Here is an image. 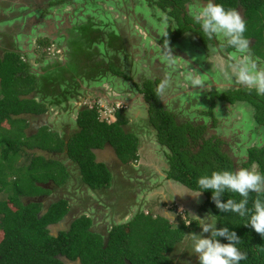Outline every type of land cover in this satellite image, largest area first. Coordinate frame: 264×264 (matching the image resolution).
I'll return each instance as SVG.
<instances>
[{
  "label": "trees",
  "instance_id": "1",
  "mask_svg": "<svg viewBox=\"0 0 264 264\" xmlns=\"http://www.w3.org/2000/svg\"><path fill=\"white\" fill-rule=\"evenodd\" d=\"M147 1L175 20L173 32L162 37L161 42H174L184 32L193 31L199 34L203 45L208 42L219 44L216 39L209 40L204 36L199 24L192 25V20L186 14V4L189 0ZM215 2L223 4L225 8L236 10L242 8L247 24L244 35L252 40L253 51L257 50L256 54L264 58V54L258 52L259 46H262V43L264 45V0H215ZM110 27L109 23L100 24L94 19L77 25L76 32H72V37L67 42L68 50L64 52L67 60L61 61L57 58L51 62V66L48 65L45 69L46 74L40 77V86L37 75L31 70V65L23 62L18 53L7 52L0 60L2 92L0 128L5 132L0 133V145L10 141L12 144L11 149L4 147L1 152L0 192L7 193V198L17 205L14 216L3 214L0 222L2 231L0 264H66L61 256L69 261L79 258L82 264H126V262L169 264L173 259L171 254L174 253L177 244L183 240L184 234L195 233L200 229L198 223L193 222L189 216L193 215V212L187 211L190 225L187 226L183 220L175 229L170 225H160L150 213H138L128 224V232L122 225H115L105 238L101 233L92 230V220L82 214L72 219L55 235L51 233V226H55L63 221L65 216H69L71 208L68 200L59 198L46 206L44 200L27 202L21 200L22 197L46 196L52 188L50 191L41 186L42 184L50 181L54 188H60L69 178L66 165L64 166L61 160V162L55 160L56 157L51 161L43 157L40 165L30 162L25 173L17 171L16 160L11 154L22 150V146L24 149L36 148L57 154L66 150L67 158L78 168L80 179L91 189L108 186L111 180L110 171L106 166L95 161L94 148L108 142L115 147L123 164L134 163L137 160L138 140L135 135L125 130L124 126L128 120L121 107L114 111L116 119L110 123L100 120L96 105L92 108L82 107L77 113L78 129L67 139L59 138L54 132H51L50 137V131L45 127L35 134H27L25 131L28 126L27 120L21 116V114L40 115L47 111L46 105L32 96L38 87L40 91L45 92L51 86L52 98L53 94L61 95L60 92L64 94L63 91L69 90L68 88L78 89L80 82L77 78L86 77V71L90 76L96 74L97 77L108 78L109 74L116 81L130 80L131 77L122 70V59L124 60L126 52L131 48L127 44V39L130 40V37L111 30ZM54 42L58 49L62 46L60 42ZM99 45L105 46L107 51L103 55V61L113 58L116 62H103L101 67L95 64L86 65V61L99 55L97 51ZM225 50L233 49L225 47ZM162 79L163 74L155 78H145L141 84H135V91L142 95L150 128L156 131L160 145L167 149L170 178L193 191L197 188L198 177L216 170H237L255 165L258 171L264 174V144L250 146L245 162L241 167L237 166L224 152L220 138L215 135L207 136L203 125L190 122L178 123L175 113L162 104ZM210 95L212 102L208 110L202 112L211 118H213L212 109L215 100L230 104L243 101L253 107L256 123L264 125V96H258L254 90L250 91L247 87L240 86L221 93L211 92ZM55 163L60 169H55ZM11 174L16 175L15 179H10ZM202 194L204 201L200 210L208 207V212L219 216L218 228L228 226L241 238L239 247L241 251L247 253V259L242 260L240 264H264V238L250 226H245L247 217L241 218L235 213L220 212L211 199V192L205 191ZM255 198L256 194L250 192L249 208ZM227 199L238 201L241 198L238 194L226 192L222 200L226 202ZM192 209L195 210L194 207ZM219 239L222 243H227L225 238Z\"/></svg>",
  "mask_w": 264,
  "mask_h": 264
},
{
  "label": "rangeland",
  "instance_id": "2",
  "mask_svg": "<svg viewBox=\"0 0 264 264\" xmlns=\"http://www.w3.org/2000/svg\"><path fill=\"white\" fill-rule=\"evenodd\" d=\"M100 3V7L105 9V11L100 12L98 14H95V11L93 12H87L89 15L92 16H99L101 19H110L108 20L110 23L111 30H115L118 33L127 35L130 37V40L127 39V44L130 46V51L126 52V55L124 57V60L122 59V70L125 72L126 75L130 76V80H120V82H115L116 79H114L112 76L108 74V78L102 77L105 81L102 82H95L91 84L90 86H83L85 88V91L82 90L79 93V99L77 97V100H72L69 102V97H74L77 94L78 89L72 90L71 88H68L69 90L63 91L61 95L60 94H53V97L51 98V104H57L59 101V107L64 106V103L68 105V107H65L64 110L75 112L79 107L81 106H88L89 108L94 107L95 105L99 109V118H102L105 121L112 120L111 114L114 113V111L111 113L109 112L110 109L115 110L116 105H120L119 107H123V102L120 99L126 100L127 98L134 97V91L135 83L138 82L140 79H143L144 77H157L159 74H163L164 76V84H163V90H164V96L166 97V102L168 105V108L171 109L173 106L176 111L180 109L178 103H181L183 100L184 102H187L188 100H192V96L194 95V89H206V88H217L215 91L218 93L227 91V88L225 90L222 89V85H217L219 82V79H226V81L231 82H237L235 74L232 71L231 68V60L229 58V53L232 51H226L225 47H222V41H218L219 44L215 45V43L208 42L206 45L202 44V41L200 39L199 34H196L193 31H187L184 32L183 35H181L179 38H177L174 42L168 43V42H161V37L171 34L173 32V27L175 25V20L167 15L165 12H162L158 10L155 6H151L148 3L145 4V2L142 0H130V3L128 5L126 4L128 0H110L111 5H117L116 7L118 11L121 13H115L114 15L111 12L112 6L108 5L106 1L100 2L98 0H91V3L97 7V3ZM138 2H141V4H138ZM206 3V1H203ZM78 3L80 6H83L80 2H74ZM104 3V4H102ZM138 4V5H136ZM140 5V6H139ZM72 5L64 6L62 3L58 6L51 7L50 10H48V13L50 14L51 24H60L64 23V21H68L69 23L75 22V7H71ZM199 0H189V2L186 4V14L187 17L192 20V25H195V16L199 13L200 10ZM84 7H88L83 6ZM81 7H77L79 9ZM93 8V7H92ZM107 9V10H106ZM239 13L241 14L242 18L243 11L242 8L239 7L237 9ZM132 14V15H131ZM82 15H86L83 13ZM120 15V17H119ZM49 17V15H47ZM80 19V18H79ZM86 23L88 22V19H85ZM52 31V28H51ZM49 33L43 32L38 33L37 35L34 34V37H28V43H31L29 45L30 51L25 50L24 52V59L23 61L26 63L27 61L30 63L31 66H34L36 69H41L45 72L48 65L51 66V63H43L42 60L44 59H51V58H58L62 59V61L67 60V56H65L64 52H66L68 49L66 45H63L62 48L60 47L59 50L57 49L55 45V40L53 36L51 38H48ZM52 39V40H51ZM55 39V40H53ZM47 41V43H43ZM52 42V43H51ZM43 43V44H42ZM252 40H250V48H251ZM26 46V45H25ZM27 51V52H26ZM33 51L34 53H32ZM97 51H99V55L93 58L92 60H88L85 62L86 65L95 64L101 67L104 63L107 62H116L113 58H108L107 60L103 61V55L107 53L105 50V46L99 45L97 47ZM257 50L253 51L251 48V55L253 58H259V61L261 63H264V58L259 57L256 53ZM261 52L264 54V45L262 43V46H259L258 52ZM255 54H254V53ZM28 53V55H26ZM36 58H39L38 63L34 61ZM111 59L112 61H109ZM262 60V61H261ZM45 62V61H44ZM198 64V69H195ZM197 72L199 73L200 78L204 81L203 86H197L194 87L190 84L189 81L186 80V75L189 73H192L193 75H197ZM99 74V73H98ZM182 74V75H181ZM89 75V76H88ZM43 75H38V84L40 86L41 81L40 77ZM86 77H78L80 84L83 83V81H88L90 79H94V77L97 78L96 74H93V76H90L88 74V71L85 72ZM112 77V78H111ZM231 77V78H229ZM101 78V77H98ZM182 79L184 80V85L186 86H180V82H182ZM229 79V80H228ZM239 84H236L237 87ZM213 86V87H212ZM216 86V87H215ZM65 87V86H64ZM185 87V88H184ZM40 87L35 91L33 94H38L41 96L47 95L51 97V86L48 87V91L45 92L39 90ZM66 88V87H65ZM122 89V90H121ZM124 90L131 89L134 93L131 94H125L123 93ZM230 89V88H228ZM99 90H102L106 96V99H104V102H95L93 100H96V95L100 96ZM118 91V92H117ZM213 91V90H212ZM83 92V93H82ZM133 94V95H132ZM205 94V92H204ZM129 95V96H128ZM203 95V94H198ZM103 96V94H102ZM194 97V96H193ZM1 98V95H0ZM76 98V97H75ZM40 99V97H39ZM47 100V99H45ZM113 100L111 103L109 101ZM69 103H68V102ZM121 101V102H120ZM127 101V100H126ZM178 101V103L176 102ZM64 102V103H63ZM138 103V100L137 102ZM239 107L236 108H229V110L233 113V120L240 119V111H242V114L245 115V119H240L244 125H248L251 123L252 119H254V109L248 102H241L238 103ZM72 105V106H71ZM177 105V106H176ZM237 105V104H236ZM114 108V109H113ZM57 109V107L55 108ZM187 109V110H191ZM194 109L198 110L197 107H194ZM226 109V108H225ZM224 108H220L217 111H213L216 113V117L221 119V123H228L230 121L228 119L229 113L228 110H225ZM215 110V109H214ZM239 110V113H238ZM66 112V111H64ZM190 113V111H187ZM50 112L47 111V114ZM250 113V115H249ZM46 114V113H44ZM199 114V113H198ZM206 115V114H205ZM44 116V115H43ZM204 116V115H203ZM208 116V115H207ZM46 118H43L45 120L42 121H36L32 125H30L29 130H27L28 134L34 133L35 129H37L40 126H44L45 128L50 129V137H51V128H54L56 131H60L63 134H67L69 132L68 124L65 122V119H62L60 121L58 120H48L47 116H44ZM236 118V119H235ZM38 120V119H37ZM239 121V120H238ZM44 124L42 125L41 123ZM54 123V124H53ZM57 124V125H56ZM241 129V124L239 123ZM52 126V127H51ZM227 126V125H226ZM232 126V124H231ZM224 127V126H223ZM47 129V130H48ZM41 130V127L40 129ZM226 130V129H225ZM235 131V130H234ZM42 131H40L41 133ZM0 133H5L3 128H0ZM227 133V131L225 132ZM233 136H235L234 143L237 142L236 146V152L235 154L238 156L236 158L239 159V161L245 162L247 158V150L248 148H245L244 151H239L240 146L242 147V150L244 149V145L247 144V141L251 142L253 141L256 146H259L261 144L262 138H264V126H262L258 133H253L251 135L247 134V130L243 129L240 132H238L237 136L233 132ZM40 142L41 140H37ZM263 142V141H262ZM2 146V148H1ZM4 147H7L9 149L12 148L11 141L10 142H4L2 145H0V159H1V152ZM47 152V151H46ZM244 152L246 153L245 155ZM36 154V155H35ZM14 155L15 162V168L18 171H21L22 173H25L27 166L30 162L35 163L36 165H40L43 157H46L47 160L55 159L54 157H51V153H45V154H37V152L34 149H24V146H22V150H18L17 153L11 154V156ZM55 160L60 161L64 166V162H68L69 159L65 157V155H56ZM66 160V161H65ZM1 163V160H0ZM5 164V162H3ZM240 164V167H241ZM56 170L60 169V166L55 163L54 165ZM66 167V166H65ZM252 167V166H251ZM250 167V168H251ZM5 168L7 170V166L5 165ZM10 169V168H9ZM68 169V168H67ZM258 170V169H257ZM132 171H129L128 173L131 175ZM18 174V172H17ZM10 179H15L16 175L11 174ZM133 176V175H132ZM26 178V177H24ZM127 178V177H126ZM132 178H130L131 180ZM135 179V175H134ZM133 180V179H132ZM136 181V180H135ZM50 181H47V183ZM155 185V184H154ZM152 185V187L154 186ZM44 186H47L51 188L54 186L52 183L46 184ZM161 187V186H160ZM168 185L166 182L164 183V188L166 189ZM11 188V187H10ZM56 189V188H53ZM52 189V190H53ZM66 188L64 189L63 186L59 188V193H56V197L53 196V194L46 195V197H22L21 199L24 200V202L30 201V200H46L48 202V199L57 200L58 196H64V193ZM152 193H155L157 189L151 188ZM169 190V187H168ZM60 197V196H59ZM65 197V196H64ZM196 203L194 205L195 210L193 211V215H197L200 217H205L208 213V207L204 210H200V207L203 205L204 198L203 196L195 197ZM137 205L136 207L140 205L139 203L142 202L137 199ZM195 201V200H194ZM47 203H45L46 205ZM178 208H184V205H177ZM199 207V208H198ZM143 208V207H141ZM76 209V208H75ZM17 210V205L10 201L7 198V193L0 192V222L2 219L3 214H7L9 216H14L15 212ZM146 210V209H145ZM150 209L144 211L145 214L148 213ZM136 211V210H135ZM140 211V210H137ZM153 212V209H152ZM181 217H183L186 222V225H190V220L187 218V214H184V210H181L180 213ZM74 213L71 212V214ZM70 214V215H71ZM152 216V215H151ZM180 217V216H179ZM61 229H64L67 225L64 224ZM201 232V229L196 230L195 233L199 234ZM2 236V231L0 229V239ZM186 245L184 243V238L177 244V248L175 249L174 253L171 254L174 260V264H199L197 257L190 253V251L185 250Z\"/></svg>",
  "mask_w": 264,
  "mask_h": 264
},
{
  "label": "crops",
  "instance_id": "3",
  "mask_svg": "<svg viewBox=\"0 0 264 264\" xmlns=\"http://www.w3.org/2000/svg\"><path fill=\"white\" fill-rule=\"evenodd\" d=\"M98 1L100 2L106 1L108 5L112 6L110 7L111 8L110 10L113 15L115 13L121 15V13L116 8L118 6L111 5L109 2L110 0H98ZM143 1L145 2V4L148 3L149 5H151V3H149L147 0H143ZM203 1L205 0H199V5L204 4ZM128 3H130V0H128L126 4L128 5ZM138 4H141V2H138ZM100 8H101L99 10L100 12L105 11L102 7ZM85 17L88 20L94 19L96 22H100V24L110 23L108 21L110 19L107 20L101 19L99 16L97 17L96 15L89 17L85 16ZM12 51L18 53L21 60L23 61L24 53H21L20 51L17 50H12V49L10 50L9 48L6 47L4 49L0 47V60L4 58L5 53ZM34 61H36V63L40 62L39 58H36ZM34 66H31V69H33L32 72L35 73L37 76L45 74L44 71H42L41 69H36L34 68ZM193 67H196L195 69H198V64L197 66H193ZM199 73L201 72H197V74ZM148 77L149 76L144 77L143 79H140L138 82H134V83L141 84L142 80ZM102 81L105 80L98 77L97 78L95 77L94 79H90L88 81H83V83L79 84V89L77 91V94L72 98L69 97V102L72 100H77V97L79 99V93H81L80 91L81 90L83 92L85 91V88L83 87L84 85L90 86L95 82H102ZM164 81L165 80H163L161 84L162 104L167 109H169L166 102V97L164 96V90H163ZM115 82H120V81L115 80ZM219 82L221 83L219 84L216 82L215 84H217L218 86L222 85L219 87H222L223 90H225V88L227 89L237 88L236 84H239L238 82L226 81V79L224 78L219 79ZM180 86L182 87L186 86L184 85L183 79L182 82H180ZM238 86L240 87L242 85L239 84ZM215 89L217 90V88H209V89L201 88L197 90L194 89V93H193L194 97L192 96L193 98L192 100H188L187 102L184 103L183 100L181 103H178V101H176L179 105L176 106L179 107L180 109L176 111V109L173 108L175 106H173L169 110L175 113L178 123L190 122L193 124L203 125L206 129L207 136L209 137L212 135L218 136L222 142L221 146L224 152H226L229 155V157L234 161V163L237 164V166L239 165L240 167L242 161H239V159L236 158L238 157L235 154L236 152L235 145L237 144V142L236 143L233 142L235 139V136H233V132L237 136L238 132L241 133L243 129H246L247 134L251 135L253 133H258L260 128L264 125H258L255 119H252L251 123H249L247 126L244 125L243 122L240 120L242 118L245 119V115L242 114V111H240V119L235 118L236 120H233V113L229 110V108L239 107L238 103L241 104V102L243 101H237L234 104H230L225 101L215 100V104L213 106L212 112L217 111L220 108H224V109L226 108L229 113L228 119L230 120L228 121V123H223V122L221 123V119L216 117V113L214 112H213V118H211L209 115L207 116V114L205 115L202 111L208 110L212 102V97L210 93L217 92L215 91ZM133 91L131 89L128 90L123 89V93L125 94H131L135 92L134 95L132 94L134 97H131V99L127 98L126 99L127 101L124 99H120V100L123 102L124 105L122 107L123 113L127 116V120H128L126 126H124L125 130L128 133L135 135L138 140L137 160L134 163L131 162L126 165L123 164L118 157L115 147L108 142L104 143L102 146H99L98 148H94L93 153L95 156V161L104 164L106 168L110 171V175H111L110 184L108 186L99 187L97 189H91L86 183H84L80 179L81 175L79 174L78 168L73 161L69 159L68 162H64V164L68 168L69 178L66 184L63 185L64 189L66 188L64 192L65 194L64 193L63 194L65 198H67L68 203L70 205L71 208L70 214L71 212L74 211V213H72L69 216L70 218L67 219L68 222L66 223V225L75 217L85 214L92 220V225H91L92 230L101 233L102 236L106 238L110 229L115 225H122L124 230L128 232L129 230L128 224L130 223V221L134 219L135 215L138 213L145 214L144 211L148 209L150 210L147 212L152 215V218L157 223H159L162 226L170 225L172 229L179 227L184 219L182 212L180 213L181 210H184L185 215L187 214V211L188 212L194 211V209L192 208L196 206L194 205L196 203V198L185 194L186 191H192V190H189L183 184L169 177L168 171L170 170V163L168 159L167 149L164 146L160 145L157 139L156 131L153 128H150L147 122L145 104L142 101V95L137 93V91L134 92ZM97 93H100V96L96 95L95 96L96 100L93 101L100 103L104 102V99H106L104 92L102 90H99V92ZM198 94H203V95H198ZM0 95L2 98L1 88H0ZM32 96L37 101L43 102L47 107V111H49L50 113L47 114L46 111L45 112L46 114H40V115L21 114L22 118H25L27 120L26 122L28 126L25 129L26 132L27 130H29L30 125L35 123V120L39 122L45 120L43 119L46 118L44 116H47L48 120L54 119L60 121L62 119H65V122L68 124L69 127V132H67V134H63L60 131L58 132L57 130L55 131L54 128H51V132L57 133V135L61 139L70 138L77 131L78 129L76 122L77 113L84 106H81L77 110H75V112H72L73 109L72 107H71V111H68L70 108L64 110L65 107H68V105L65 104L64 102H63L64 106L62 107H59V104H61L59 103V101L57 102V104H51L50 106L51 97L47 95L42 96V98L38 94L37 95L33 94ZM137 100L138 103H136ZM112 101L113 100L109 101V103H111ZM56 107L57 109H55ZM194 107H197L198 110L194 109ZM190 108L192 109L187 110ZM187 111H190V113H188ZM111 117L112 120H109L107 122L110 123L115 121L116 118L114 114H111ZM100 120L103 119L100 118ZM239 123L241 124V129H239L240 127ZM41 124L43 125L44 122ZM40 127L42 128L44 126H40ZM40 127L35 129L34 133L32 134H35L40 129ZM48 131H50V129H48ZM226 131L227 133H225ZM262 141L260 145L264 144V138H262ZM67 142L68 140L66 141V144ZM254 145L255 143L253 141L251 142L247 141V144L243 146L244 149L242 150V147L240 146L239 151L242 152L245 150V148ZM34 150L37 152V154L50 153L36 148ZM245 154L246 153L244 152L243 155ZM56 155L57 153L51 152V157H56ZM58 155H65V157H67L66 150L63 153H58ZM129 171H132L131 175L128 173ZM134 175H135V179H134ZM130 178H132L133 180L132 179L130 180ZM165 182L168 185L169 190L168 187L166 189L164 188ZM152 185L154 186L152 187ZM151 188H154L155 190L157 189V191L155 193H152ZM54 192L55 193L53 194L55 195L56 193L60 194L59 188L55 189ZM201 196H203V194H201ZM23 199L21 200L23 201ZM137 199H139V201L142 202V205L141 203H139L140 205L138 206V208L136 207L138 202ZM177 205H184V208L180 209L177 207ZM170 214H173L174 223H173V217ZM181 214L183 217H181ZM64 224L65 223H61L60 225L51 226V233L56 235L57 231L63 226H65ZM78 259L79 258H77L73 262L71 261L72 264H80V263L82 264L81 261L80 263H76L78 262ZM126 264H131V263L126 262ZM169 264H174V260L171 259Z\"/></svg>",
  "mask_w": 264,
  "mask_h": 264
},
{
  "label": "clouds",
  "instance_id": "4",
  "mask_svg": "<svg viewBox=\"0 0 264 264\" xmlns=\"http://www.w3.org/2000/svg\"><path fill=\"white\" fill-rule=\"evenodd\" d=\"M195 21L209 40L222 41V47L233 49L229 53V58L236 81L250 91L254 90L258 96H264V63L251 55L250 40L244 35L247 31V24L239 11L225 8L223 4L216 3L215 0H206V3L200 6ZM185 78L194 87H201L204 84L199 74L189 73ZM49 183L51 182L46 184ZM196 183L197 188L193 191H186L185 194L199 197L203 192L210 191L211 199L220 212L235 213L241 218L247 217L245 226H250L264 238V198H261L264 196V174L257 170V166L212 171L211 174L198 177ZM51 188L53 189L54 186ZM54 191L55 189L49 194L52 195ZM226 192L238 194L241 199L238 201L227 199L225 202L222 198ZM250 192L256 194L251 208L248 207ZM53 196L56 197L55 194ZM59 196L58 199L65 198ZM54 201L56 200L48 199V202L44 200L43 203L48 205ZM170 215L173 217V214ZM69 216L67 219L70 218ZM189 216L193 222L198 223L201 232L184 234L185 250L194 254L199 264H240L242 260L247 259V253L241 251L239 247L241 238L236 231L230 230L228 226L217 227L220 221L218 215L208 213L203 218L197 215ZM219 238H225L227 243H222Z\"/></svg>",
  "mask_w": 264,
  "mask_h": 264
},
{
  "label": "flooded vegetation",
  "instance_id": "5",
  "mask_svg": "<svg viewBox=\"0 0 264 264\" xmlns=\"http://www.w3.org/2000/svg\"><path fill=\"white\" fill-rule=\"evenodd\" d=\"M75 1L80 2L83 6L87 5L88 7H84L83 9V6L74 3ZM61 3L64 6L72 5L71 7L76 8L74 11L75 15L73 16L75 17L74 23L64 21V23L60 24H51V19H49L51 15L46 13H48L51 7L58 6ZM97 5L98 6L95 7V5L91 3V0H0V47H2V49L6 47L10 50H17L21 53H24L25 50L30 51L29 45L31 43H28V37H34V34L37 35L43 32L49 33L48 38L52 36L54 38L58 37L56 40H53L67 47V42L72 37V32H76L75 27L86 23V21H84L86 19L85 16H92L87 12L95 11V14L99 13L101 8L99 4ZM77 7L81 8L77 9ZM83 13L86 15H82ZM47 15H49V17H47ZM62 46L60 47L62 48ZM31 52L34 53L33 51ZM26 55H28V53H26ZM55 59L57 58H51L49 60L44 59L42 62L49 64L54 62ZM58 60L62 61V59ZM31 70L33 71V69ZM45 188L51 190V188L47 186ZM67 222L68 220L65 219L64 223L66 224Z\"/></svg>",
  "mask_w": 264,
  "mask_h": 264
},
{
  "label": "water",
  "instance_id": "6",
  "mask_svg": "<svg viewBox=\"0 0 264 264\" xmlns=\"http://www.w3.org/2000/svg\"><path fill=\"white\" fill-rule=\"evenodd\" d=\"M65 219H67V216H65L64 218H63V220H65ZM62 260H64L65 262H66V264H72V262L70 261L69 262V260L66 258V257H64V256H61L60 257ZM76 263H80V259H78V262H76ZM81 264V263H80Z\"/></svg>",
  "mask_w": 264,
  "mask_h": 264
},
{
  "label": "built area",
  "instance_id": "7",
  "mask_svg": "<svg viewBox=\"0 0 264 264\" xmlns=\"http://www.w3.org/2000/svg\"><path fill=\"white\" fill-rule=\"evenodd\" d=\"M119 106H120V105H116V107H115V110H116V109H118V108H119ZM113 109H114V108H113ZM115 110H112V109H110V111H109V112H111V113H112V112H113V111H115Z\"/></svg>",
  "mask_w": 264,
  "mask_h": 264
}]
</instances>
